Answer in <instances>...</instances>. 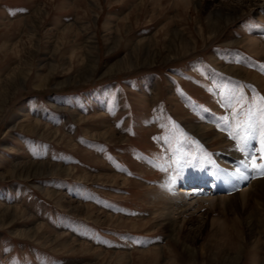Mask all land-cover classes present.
Listing matches in <instances>:
<instances>
[{"label":"rangeland","instance_id":"rangeland-1","mask_svg":"<svg viewBox=\"0 0 264 264\" xmlns=\"http://www.w3.org/2000/svg\"><path fill=\"white\" fill-rule=\"evenodd\" d=\"M238 2L0 0V264H264L253 202L167 219L181 182H264V0L213 16Z\"/></svg>","mask_w":264,"mask_h":264},{"label":"bare ground","instance_id":"bare-ground-1","mask_svg":"<svg viewBox=\"0 0 264 264\" xmlns=\"http://www.w3.org/2000/svg\"><path fill=\"white\" fill-rule=\"evenodd\" d=\"M176 1H180V0H176ZM254 1H256V0H239V2L236 5V7L235 6H231L229 8V7L226 6V7H223L221 9L219 8L218 10H215V12H213V16L216 17V19H218V21L220 19L226 20L229 17H231L232 15H234L241 8V6H243L244 4L253 3ZM249 46L252 47L254 52L258 53V49L256 47L259 46V43H258V40H256L255 35H251L250 36ZM237 183H239V178L238 177L233 179V181L230 184L231 185H236ZM204 184H205L204 180H199L197 182H194V180H188L186 182L179 183V186L181 187V189L179 187V190H176L175 197L170 201V211H169L170 217H168L167 219L171 223V225H173V223H174L173 222L174 219H175L174 216L176 214L177 215H182V216H186L187 214H189V215L190 214H194L196 212L195 209H196L197 206L203 205L204 203H209V202L212 203L211 201H213L214 199L217 198V199H221L222 202H224V203H228L227 201L229 200L230 204L233 203V204H236V205H238L240 207L242 206L241 208H243L244 206L245 207L252 206V205H250V202H253L254 204H256V207L258 206V210H256V208H255L254 209L255 213L249 214L251 211L248 212L247 214H249L248 215L249 218L247 216H246V218L248 220L251 218V220H249V223H251V224L254 223V222H257V224H259L258 226L262 228V231H264V226H263L264 225V210H263L264 207L262 206V208H259V206H261V203H260L259 198H258L259 195H261V197H264V182H261L260 183V187H258V188L263 189V192H260L259 194H255L256 190L258 188L255 190L254 186H252L251 188L249 187L248 190H241V192H239V194H238V190H235L236 188H233V189L231 188V187H234V186L230 187V189H231V191H230V189L222 187L221 183L217 182L214 185V186H216L215 187L216 191H215L214 194H212L213 193L212 192V193L203 195L204 191L202 192L201 190H203V189L200 190L199 187L201 188L202 186H204ZM183 185H184V187H182ZM195 186H198V188H195ZM234 190L236 192V195L231 196V195H233L232 193H235V192H232ZM228 192H231V193L227 194ZM221 193H225V194H221ZM252 196L253 197L256 196L258 200L255 199L253 201ZM249 209H248V211H249ZM234 225L236 227H239L237 222H234ZM220 226H221V228L219 229V233L221 235L220 239L222 241H227V239L229 238L228 235H230L231 232H230L229 228L225 224H221ZM237 234L239 235L240 238H242V235H241L239 229H237ZM252 235H253V230L251 229L250 236H252ZM258 239H259V237L256 238L257 241H255V242L258 243ZM177 240H179V239H177ZM216 244H217V242H216ZM185 247H187V246H185ZM216 247H217V249L220 248L219 245H216ZM208 250L209 251H213L211 248L208 249ZM187 253H188L187 255H192V253L195 254V252L190 251L189 248L187 249ZM204 254H205V252L201 253L200 256L204 257ZM213 255H215V254H213ZM219 257L220 256H217L216 259L218 260ZM237 257H238L237 254L236 255H228V256H226V261L229 262V264H233L238 259Z\"/></svg>","mask_w":264,"mask_h":264},{"label":"snow or ice","instance_id":"snow-or-ice-1","mask_svg":"<svg viewBox=\"0 0 264 264\" xmlns=\"http://www.w3.org/2000/svg\"><path fill=\"white\" fill-rule=\"evenodd\" d=\"M240 99H242V97ZM261 100L264 101V97H262ZM233 103H239V99L236 97L235 94L229 96V106H231ZM260 112L262 114V119L260 122L261 145L262 148H264V105L261 106ZM240 115H244L245 118L243 120L238 119L237 117H239ZM224 119L227 121L228 118L225 117ZM232 120L237 131H243L244 133H246V135L240 136L238 138L240 140L241 145H243L247 142L249 137L254 134L255 129L257 127L256 123L253 120V113L251 108H249L247 113H244L242 107L239 111L234 109L232 114ZM233 138H237L235 134H233ZM241 150H243V147H241ZM251 167L264 169V164L257 165L256 163H252ZM262 174H264V172H262Z\"/></svg>","mask_w":264,"mask_h":264}]
</instances>
